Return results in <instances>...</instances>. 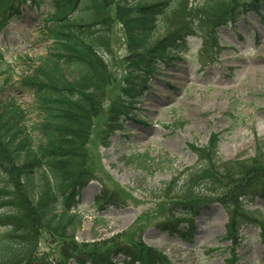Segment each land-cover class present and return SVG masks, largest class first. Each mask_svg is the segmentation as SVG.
I'll return each instance as SVG.
<instances>
[{
	"label": "rangeland",
	"instance_id": "obj_1",
	"mask_svg": "<svg viewBox=\"0 0 264 264\" xmlns=\"http://www.w3.org/2000/svg\"><path fill=\"white\" fill-rule=\"evenodd\" d=\"M38 1L41 7L29 1L22 15L0 30V100H17L30 127L40 122L32 95L12 87L20 88L50 51L44 31L53 6L50 0ZM215 31L219 53L206 56L197 38L183 43L176 56L181 60L161 65L148 79L144 97L124 108L120 91L129 73V50L123 30L114 27L107 56L115 60L117 82L86 145L91 174L78 199L84 224L73 242L61 243L66 252L67 247L80 249V261L117 254L115 261L124 264L120 253L150 250L142 258L158 257L162 264H264V200L241 206L246 201L241 197L230 211L209 203L193 217L190 229L186 214L173 209L164 194L166 184L184 183V172L198 162L190 146L203 148L213 135L220 139L222 162L246 164L264 148V0L258 11H238L234 23ZM213 57L217 64L208 63ZM63 74L74 81L68 71ZM140 155L149 156L142 165L131 159ZM4 182L0 178V185ZM100 196L110 201L107 210L96 206ZM98 219L102 223L95 228ZM176 223L175 232H167ZM183 229H189L187 239L178 234ZM58 247L42 238L40 253L48 264H77L63 261Z\"/></svg>",
	"mask_w": 264,
	"mask_h": 264
},
{
	"label": "trees",
	"instance_id": "obj_2",
	"mask_svg": "<svg viewBox=\"0 0 264 264\" xmlns=\"http://www.w3.org/2000/svg\"><path fill=\"white\" fill-rule=\"evenodd\" d=\"M36 6L43 2L31 0ZM44 37L50 51L20 88L31 93L40 122L27 125V111L18 101L0 100V264H48L40 253L43 237L60 247V258L77 264H122L116 255L101 254L80 261L73 242L84 224L79 193L88 173L86 145L93 122L104 112L109 88L115 83V60L107 56L114 27L123 30L129 50V73L123 79L122 106L139 102L161 65L176 57L188 39L203 41V53H219L216 28L235 21L238 11H258L260 0H50ZM27 0H0V28L22 14ZM227 4V6L225 5ZM226 8V9H225ZM211 49V51H210ZM213 52V53H212ZM215 57L210 62L215 61ZM69 72L73 82L64 78ZM55 80H63L62 83ZM198 162L187 171L184 183H168L165 197L182 211L190 226L193 217L209 203L227 211L264 200V148L246 164L222 162L220 139L213 135L203 148L190 146ZM148 155L132 157L142 165ZM96 206L107 210L110 201L97 197ZM102 219L95 222V228ZM180 223L167 232H175ZM264 228V221L261 223ZM184 231V230H183ZM183 238L187 232H178ZM120 253L124 264H162L158 257ZM70 253H74L72 255ZM107 253V252H106ZM85 260V259H82ZM72 262V261H71ZM51 264V263H49ZM57 264V263H55Z\"/></svg>",
	"mask_w": 264,
	"mask_h": 264
}]
</instances>
